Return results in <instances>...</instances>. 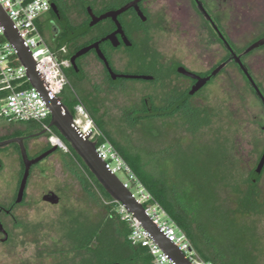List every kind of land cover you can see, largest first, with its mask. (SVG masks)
Here are the masks:
<instances>
[{"label": "rangeland", "instance_id": "obj_1", "mask_svg": "<svg viewBox=\"0 0 264 264\" xmlns=\"http://www.w3.org/2000/svg\"><path fill=\"white\" fill-rule=\"evenodd\" d=\"M64 2L72 16L79 15L77 0ZM169 18L164 22L166 26ZM176 27L171 23V28L153 33V43L170 59L174 56L193 69H203L204 65L194 60L198 51L196 39L190 35L182 37ZM187 46L196 51L195 55H189ZM83 64L82 74L67 78L68 83L58 97L73 104L74 111L78 105L85 110L90 106L117 139L155 152L172 181H192L197 188L200 183L197 190L205 204L200 223L210 226L213 219L220 217L218 223L235 227L236 245L246 249L243 254L256 264H264V174L257 182V191L250 199L242 200L250 187L247 175L251 161L262 146L264 134L252 122L259 107L240 76L237 87L222 77L193 101L203 111L195 126L179 115L141 118L133 123L127 108L138 102L140 92L126 87L121 98L120 86L103 78L101 65L93 57H85ZM5 123L0 117V134L19 129ZM41 139L49 142L48 137ZM62 144L64 148H59L65 151L67 146ZM65 154L63 162L54 156L43 162V171L36 167L38 178L32 179L27 189V199L33 191L54 189L62 196L61 201L55 206L26 203L17 208L21 227L13 231L14 243L9 251H0L10 254L0 256V264H106L127 256L107 202L81 167L71 162L69 153ZM11 167L17 173V161ZM4 172H0V187L11 190L13 182H3ZM117 175L124 179L122 173ZM87 184L89 189L85 188ZM112 209L118 210L116 205Z\"/></svg>", "mask_w": 264, "mask_h": 264}, {"label": "flooded vegetation", "instance_id": "obj_2", "mask_svg": "<svg viewBox=\"0 0 264 264\" xmlns=\"http://www.w3.org/2000/svg\"><path fill=\"white\" fill-rule=\"evenodd\" d=\"M64 1L62 11L52 14L51 0L49 11L38 23L39 30L50 46L62 44L59 49L64 48L69 54V67L77 75L85 69L84 58L91 56L101 65L103 78L111 85L120 86L121 98L126 87L138 90V102L127 108L131 118L179 115L187 124L195 126L203 111L193 101L201 98L203 91L222 77L237 87L240 76L243 86L259 107L252 122L264 134V102L239 65L240 62L244 66L264 97V0H77L80 13L75 16ZM118 10L120 12L115 16L100 18ZM167 17L173 27L181 23L176 28L182 37L190 35L196 39L197 53L190 46L187 51H190L189 55L197 54L194 60L204 65L203 69H193L174 56L170 59L153 43V33L171 28L169 21L167 26L164 23ZM86 47H90L89 50L76 57L73 65L70 58ZM43 137L48 135L42 129L22 125L17 130L0 134V142L21 139L27 158L34 160L57 146L50 140L41 139ZM257 151L247 175L253 192L257 191V182L264 174V164L260 172L254 174L264 154V136ZM65 153H69L68 148L63 151L57 146L31 164L22 198L17 201L24 172L20 143L12 141L0 146V172L6 171L3 182H13L11 190L0 187V251H9L14 243L13 231L21 227L17 208L26 203L55 206L61 201L62 196L54 189L40 193L33 191L27 199V189L30 181L38 178L34 171L36 167L43 171L41 164L51 156L63 162ZM14 161L19 165L17 173L12 172Z\"/></svg>", "mask_w": 264, "mask_h": 264}, {"label": "built area", "instance_id": "obj_3", "mask_svg": "<svg viewBox=\"0 0 264 264\" xmlns=\"http://www.w3.org/2000/svg\"><path fill=\"white\" fill-rule=\"evenodd\" d=\"M0 6L12 21L23 45L30 52L35 69L47 89L48 95L58 97L68 83L64 70L69 67V59L59 57L58 53L60 55L65 54L64 48L54 51L38 26L41 16L50 9L51 0H0ZM0 91L6 92L0 103V117L8 123H36L47 133L52 144L64 148L61 140L52 132L51 126L47 122L48 119L50 122V110L45 99L40 91L31 85L26 68L19 61L13 45L4 37V28L1 23ZM75 114L73 116L75 125L83 133H90V140L93 141L101 135L82 106L78 105ZM95 152L113 174L118 176V173H122L124 175L123 180L118 177L123 186L130 190L160 233L184 254L190 264H213L211 261L203 260L192 248L184 232L174 224L153 199L108 140H96ZM110 203L117 206V212L127 222L130 228L128 235L130 243L145 248L150 254L151 261L147 264H175L150 236L149 232L122 204L114 199L107 202V204Z\"/></svg>", "mask_w": 264, "mask_h": 264}, {"label": "trees", "instance_id": "obj_4", "mask_svg": "<svg viewBox=\"0 0 264 264\" xmlns=\"http://www.w3.org/2000/svg\"><path fill=\"white\" fill-rule=\"evenodd\" d=\"M52 2L54 6L53 11H51L52 14L57 11H62L63 0H52ZM61 45L62 44L60 43L55 47H51L54 51H57ZM58 55L61 58L69 59L68 53L63 55L58 53ZM64 71L67 78L70 76H78L70 67L65 68ZM5 95V91H0V103ZM60 100L67 107L72 116H74L75 111L72 108L73 104H66L62 99ZM86 110L90 113L92 121L101 132V135L97 137V139H93V141L95 142L96 140L99 141L106 139L112 144L128 164L132 172L136 175L140 183L151 194L153 199L166 212L174 224L184 232L192 248L203 260L211 261L213 264H256L253 259H249L247 255L243 254V252H246V249L236 245L235 237H237L236 234L238 235V232L235 227L233 228V226L225 224L226 222L218 223L221 219L220 217L213 219L214 221L210 226L200 223L202 220L201 210L205 205L200 192L197 190L200 188V183L197 188L195 182L192 181H188L186 184L181 183L179 179V181H172L162 166V158L159 160L158 155L155 152L139 149L127 140H125V142H122V140L120 141L106 128L103 120L96 117V112L93 111L95 109L92 110L91 107L88 106L86 107ZM141 118L145 117H133L131 118V121L134 123ZM47 122L49 123V119ZM23 126L41 129L38 124L33 122L24 123ZM51 129L52 132L67 146L71 162H74L81 167L84 174L90 178L101 197L106 202L113 201V198L97 181L81 157L73 150L65 138L54 126H51ZM248 183L251 182L248 181ZM87 186L88 187L85 186V188L89 189L90 185L87 184ZM250 187L247 190V193H245L246 196L242 200L250 199L253 194V190ZM112 206H115V204H108L109 211H111L110 215L116 230L123 239V244L132 245L133 248L128 256L106 264H123L130 261H137L140 264L149 263L151 261L150 254L145 248L130 243L128 240L130 228L127 222L121 218V215L112 209ZM207 227H209V230H207Z\"/></svg>", "mask_w": 264, "mask_h": 264}, {"label": "water", "instance_id": "obj_5", "mask_svg": "<svg viewBox=\"0 0 264 264\" xmlns=\"http://www.w3.org/2000/svg\"><path fill=\"white\" fill-rule=\"evenodd\" d=\"M120 10L116 12H110L102 15L100 18L112 15L115 16ZM99 18V19H100ZM0 23L4 28V37L13 45L16 55L21 64L26 68L27 77L34 87H36L43 98L45 99L47 106L50 110V126H54L58 132L65 138V140L71 145L73 150L81 157L87 168L95 176L97 181L103 186L105 191L116 201L124 206V208L131 213L146 229L150 236L157 242L159 247L167 253L175 264H190V262L184 257V254L171 242L169 241L160 231L157 229L155 224L146 215L143 206L136 201L130 190L125 188L121 180L113 174L105 165V162L101 160L95 152V142L90 140V133H83L74 123L73 116L67 107L61 102L60 98L48 95L47 89L40 80L38 73L35 69L34 61L31 57L28 49L23 45L22 39L19 37L17 30L14 28L12 21L0 6ZM90 47L83 48L75 53L70 61L74 64V59L89 50ZM100 57L104 60L105 58L98 52ZM107 64V63H106ZM240 68L246 78L250 81L251 85L264 102V97L259 92L254 81L248 74L244 66L239 62ZM207 80L202 79L201 82ZM199 82L197 85L201 84ZM12 141H18L20 143L22 160L24 163V172L18 188V198L20 201L26 186L30 165L39 161L44 156L49 154L54 148L48 150L44 154L38 156L34 160L27 158L24 146L22 145L21 139H11L8 141L0 142V146H4ZM264 164V154L255 170L257 175Z\"/></svg>", "mask_w": 264, "mask_h": 264}, {"label": "crops", "instance_id": "obj_6", "mask_svg": "<svg viewBox=\"0 0 264 264\" xmlns=\"http://www.w3.org/2000/svg\"><path fill=\"white\" fill-rule=\"evenodd\" d=\"M45 15V14H44ZM44 15L43 16H41V18H40V20L39 21H41L42 19H43V17H44ZM39 21H38V23H39ZM5 125H12V126H18L19 128H20V126H22V125H17L16 123H8L6 120H5ZM122 242H123V239H122ZM126 246V252L128 253V254H130L131 252H132V245L130 246V245H125ZM128 254H127V256H128ZM126 257V256H125ZM123 258V257H122ZM130 262H134V263H136V264H140L139 262H137V261H130Z\"/></svg>", "mask_w": 264, "mask_h": 264}]
</instances>
